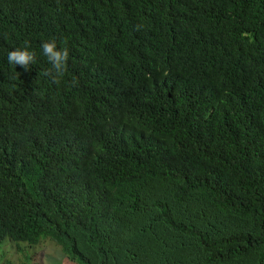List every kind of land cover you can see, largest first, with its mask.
<instances>
[{
    "label": "trees",
    "instance_id": "16d2710c",
    "mask_svg": "<svg viewBox=\"0 0 264 264\" xmlns=\"http://www.w3.org/2000/svg\"><path fill=\"white\" fill-rule=\"evenodd\" d=\"M25 41L28 70L6 58ZM7 239L78 264H264V0H0Z\"/></svg>",
    "mask_w": 264,
    "mask_h": 264
},
{
    "label": "rangeland",
    "instance_id": "374dc122",
    "mask_svg": "<svg viewBox=\"0 0 264 264\" xmlns=\"http://www.w3.org/2000/svg\"><path fill=\"white\" fill-rule=\"evenodd\" d=\"M18 246L23 250H19ZM12 261V262H10ZM78 264L70 259L51 239H43L38 245L7 239L0 243V264Z\"/></svg>",
    "mask_w": 264,
    "mask_h": 264
},
{
    "label": "clouds",
    "instance_id": "9594fccd",
    "mask_svg": "<svg viewBox=\"0 0 264 264\" xmlns=\"http://www.w3.org/2000/svg\"><path fill=\"white\" fill-rule=\"evenodd\" d=\"M40 48L42 55L51 64L55 76L61 75L69 59V49L67 47H58L55 39L42 41ZM6 58L9 64L15 67L19 65L24 70H28L30 65L35 62V53L31 50L28 42L25 41L22 46L8 50Z\"/></svg>",
    "mask_w": 264,
    "mask_h": 264
}]
</instances>
